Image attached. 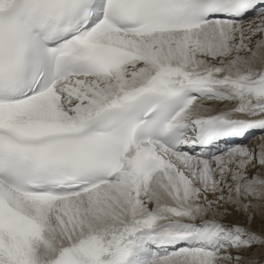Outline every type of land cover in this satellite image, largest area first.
<instances>
[{"label":"snow or ice","instance_id":"1","mask_svg":"<svg viewBox=\"0 0 264 264\" xmlns=\"http://www.w3.org/2000/svg\"><path fill=\"white\" fill-rule=\"evenodd\" d=\"M0 264H264V0H0Z\"/></svg>","mask_w":264,"mask_h":264},{"label":"bare ground","instance_id":"2","mask_svg":"<svg viewBox=\"0 0 264 264\" xmlns=\"http://www.w3.org/2000/svg\"><path fill=\"white\" fill-rule=\"evenodd\" d=\"M232 220H233L234 222L237 221V220H240V222H242V219H241V218H238V217H235V216L232 218Z\"/></svg>","mask_w":264,"mask_h":264}]
</instances>
